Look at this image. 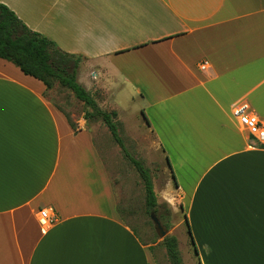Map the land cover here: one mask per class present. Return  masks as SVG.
Segmentation results:
<instances>
[{
  "label": "crops",
  "instance_id": "crops-1",
  "mask_svg": "<svg viewBox=\"0 0 264 264\" xmlns=\"http://www.w3.org/2000/svg\"><path fill=\"white\" fill-rule=\"evenodd\" d=\"M0 4L82 58L100 109L153 137L197 264H264V146L233 116L246 105L264 120V0ZM46 93L0 59V264H157L158 243L117 215L83 117L74 131Z\"/></svg>",
  "mask_w": 264,
  "mask_h": 264
},
{
  "label": "rangeland",
  "instance_id": "rangeland-1",
  "mask_svg": "<svg viewBox=\"0 0 264 264\" xmlns=\"http://www.w3.org/2000/svg\"><path fill=\"white\" fill-rule=\"evenodd\" d=\"M45 95L52 104L68 116L70 122L76 127L75 122L79 121L81 116L83 117L82 104L76 101L71 93L57 86L47 91ZM104 111L107 112V110ZM117 125L119 137L127 152L141 161L149 171L158 203H166L171 211V218L168 221H159L167 233L165 237L176 238L182 264H197L183 222V211L179 209L177 203L173 204V199L169 197V192L173 190V180L164 156L142 124L132 121L127 124L117 123ZM87 128L93 136L113 186L117 215L125 219L126 223L140 235L143 242L158 243L155 251L157 264H169L162 246L163 239L159 238L150 216L146 213L144 189L138 173L124 158L120 148L100 121L87 124ZM174 179L176 180L175 176ZM166 226L168 229L165 228Z\"/></svg>",
  "mask_w": 264,
  "mask_h": 264
},
{
  "label": "trees",
  "instance_id": "trees-1",
  "mask_svg": "<svg viewBox=\"0 0 264 264\" xmlns=\"http://www.w3.org/2000/svg\"><path fill=\"white\" fill-rule=\"evenodd\" d=\"M0 59L18 68L25 76L41 82L47 91L57 86V88L71 93L84 108L83 119L86 124L100 121L120 148L124 158L138 173L143 184L146 213L150 217H156L158 221H168L171 218L168 205L166 203L159 204L157 201L149 171L141 161L133 158L127 152L119 137L116 113L101 110L95 99L78 83L77 74L82 61L81 57L62 52L53 42L43 35L31 31L11 10L0 4ZM53 106L61 111L56 105L53 104ZM63 115L71 128L76 131V127L70 122L68 116L64 113ZM165 162L171 171L167 158H165ZM171 178L175 183L172 173ZM184 224L194 253L197 255L186 220ZM165 228L168 229V226ZM162 246L169 264H182L176 238L165 237Z\"/></svg>",
  "mask_w": 264,
  "mask_h": 264
},
{
  "label": "built area",
  "instance_id": "built-area-1",
  "mask_svg": "<svg viewBox=\"0 0 264 264\" xmlns=\"http://www.w3.org/2000/svg\"><path fill=\"white\" fill-rule=\"evenodd\" d=\"M206 63L199 66L200 70H204ZM233 116L237 119L239 126L247 132L249 137L257 144L264 146V120L259 119L253 114L246 105L237 106L233 110ZM48 210L39 212V223L45 226L48 223Z\"/></svg>",
  "mask_w": 264,
  "mask_h": 264
},
{
  "label": "water",
  "instance_id": "water-1",
  "mask_svg": "<svg viewBox=\"0 0 264 264\" xmlns=\"http://www.w3.org/2000/svg\"><path fill=\"white\" fill-rule=\"evenodd\" d=\"M150 219H151V221H152V223H153V225L155 227V230H156L159 238L160 239H164L167 233H166L165 230H163V228H162L160 222L158 221V219L156 217H154V216H151Z\"/></svg>",
  "mask_w": 264,
  "mask_h": 264
}]
</instances>
